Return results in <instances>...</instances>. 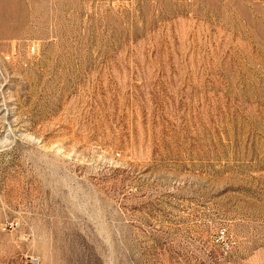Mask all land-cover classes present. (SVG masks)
<instances>
[{
  "label": "rangeland",
  "instance_id": "rangeland-1",
  "mask_svg": "<svg viewBox=\"0 0 264 264\" xmlns=\"http://www.w3.org/2000/svg\"><path fill=\"white\" fill-rule=\"evenodd\" d=\"M0 264H264V0H0Z\"/></svg>",
  "mask_w": 264,
  "mask_h": 264
},
{
  "label": "built area",
  "instance_id": "built-area-1",
  "mask_svg": "<svg viewBox=\"0 0 264 264\" xmlns=\"http://www.w3.org/2000/svg\"><path fill=\"white\" fill-rule=\"evenodd\" d=\"M11 225H13V223H12ZM5 228H6V227H5ZM5 228H4V229H5ZM224 236H225V232H222V234H221V238L223 239Z\"/></svg>",
  "mask_w": 264,
  "mask_h": 264
}]
</instances>
